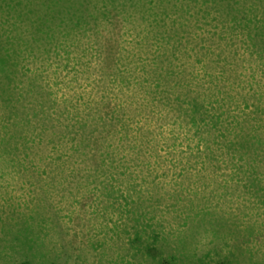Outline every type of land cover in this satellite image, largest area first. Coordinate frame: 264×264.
I'll return each mask as SVG.
<instances>
[{"label":"clouds","instance_id":"1","mask_svg":"<svg viewBox=\"0 0 264 264\" xmlns=\"http://www.w3.org/2000/svg\"><path fill=\"white\" fill-rule=\"evenodd\" d=\"M143 8L117 53L90 49L51 95L0 66V264H264V0ZM157 10L219 61L158 63ZM25 95L31 124L65 133L62 161L46 167L60 152L41 160L14 114Z\"/></svg>","mask_w":264,"mask_h":264},{"label":"trees","instance_id":"2","mask_svg":"<svg viewBox=\"0 0 264 264\" xmlns=\"http://www.w3.org/2000/svg\"><path fill=\"white\" fill-rule=\"evenodd\" d=\"M52 2L56 5L49 7L46 13L40 14L38 10L43 3H39L38 0H27L26 2L24 0H0V66H11L25 73L24 65L30 59L35 60L39 57L55 59L57 57L68 61L69 56L63 58L60 55L61 50L65 51V55L70 53L68 41H71L72 46L77 50H81L84 44L82 37L87 32V36L90 32L98 33L101 26L105 28L118 20L120 21L119 30L121 28L122 31L120 36L127 32H134L135 29L130 27L132 17L144 11L145 2L150 4L153 0H56ZM137 5L141 7L138 8ZM26 14H29L27 18L24 17ZM151 15L153 20L150 27L154 33L151 39L161 43L162 46L171 45L170 51L165 47L161 53L162 59L157 58L161 65L169 62V58L173 60L178 53L181 56L187 55L189 58L194 56L198 64L208 57L209 64L205 65V68H208L211 64L217 63L223 55V53L217 54L215 61L210 59L213 54L212 48L216 44L213 37L194 36L187 26L182 25L177 28L176 21L166 24L160 18L163 14L158 10L152 11ZM58 19L59 23H57ZM196 30L198 31V28ZM63 44H66V47ZM33 90L36 95L51 94L43 84L41 88L30 83L29 91ZM28 100L27 95L21 97L14 114L19 120L31 124L28 118L33 115L24 107ZM46 119L31 124V130L35 133V141H38L37 155L43 154L41 160L49 154L60 152V155L52 156L46 165L48 167L54 162L62 161L66 153L61 152V149L65 147L66 140L65 133L52 125L51 121L45 122ZM32 120L36 121L37 117L33 116ZM49 132L52 135H49ZM43 140L46 141L43 142ZM74 140L75 137H72L67 140V143H73Z\"/></svg>","mask_w":264,"mask_h":264},{"label":"rangeland","instance_id":"3","mask_svg":"<svg viewBox=\"0 0 264 264\" xmlns=\"http://www.w3.org/2000/svg\"><path fill=\"white\" fill-rule=\"evenodd\" d=\"M27 0H24L26 2ZM52 1L56 0H38L39 3H43L40 7L38 12L40 14L46 13L49 7L52 8L56 4L53 3ZM46 5H45V4ZM48 6V8H47ZM29 14L24 15V17H28ZM113 22V20H112ZM111 22V23H112ZM120 26V21H115L113 25H109L105 28L104 26L100 27V30L98 33L95 32H90L89 36L88 32L85 34V36L82 37L84 44L82 45L81 50H77L74 46H72L71 41H68L70 50L68 55H65V51L61 50L60 55L63 58H66L69 56L70 60L66 61L63 60L62 58H42L39 57L37 59H30L26 65H24V71L26 72H34V76L32 77L30 83H34L35 85H38L42 88V84L44 87L51 92L52 94V89L57 88V84L62 83V81H58L55 79L56 74L59 73L60 75L64 76L65 78L68 77L69 75H72L73 73L77 72V69L85 63L87 60L88 56L91 54L90 49L94 52L97 53V57L101 58L105 55V53L113 54L117 53L119 51L120 45L122 41H125V38L133 33L127 32L126 34H121V28L119 30ZM64 45V44H63ZM66 47V44L64 45ZM80 49V48H78ZM177 57H175L173 60H178L181 57H187V59L192 60L193 64L199 65L197 62H195L194 56L192 58H189L187 55H180L176 53ZM73 62H75V66H73ZM103 62V61H102ZM182 67V65H181ZM42 77V78H41ZM76 77L73 76V79ZM23 82V81H22ZM146 82V81H145ZM121 83L124 84L125 89L129 88L130 82L126 83L124 80H121ZM50 94V95H51ZM110 107V102L108 105ZM35 116V115H33ZM32 116V117H33ZM36 117V116H35ZM130 131V129H129ZM46 140H43L45 142ZM34 175V174H33ZM29 181H26L28 183ZM71 210V205H69V208L66 209Z\"/></svg>","mask_w":264,"mask_h":264}]
</instances>
